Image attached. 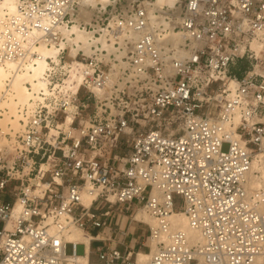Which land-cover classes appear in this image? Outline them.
Masks as SVG:
<instances>
[{
    "label": "built area",
    "instance_id": "1",
    "mask_svg": "<svg viewBox=\"0 0 264 264\" xmlns=\"http://www.w3.org/2000/svg\"><path fill=\"white\" fill-rule=\"evenodd\" d=\"M74 24L88 49L59 29ZM39 40L63 43L60 65L47 58L54 95L19 108L18 130L0 127V264H92V241L95 264H264V185L251 184L264 152V0H16L0 63L36 65ZM71 70L76 94L75 78L56 87ZM140 208L155 222L138 242L148 259L90 233L125 238ZM74 231L88 246L66 239Z\"/></svg>",
    "mask_w": 264,
    "mask_h": 264
},
{
    "label": "bare ground",
    "instance_id": "2",
    "mask_svg": "<svg viewBox=\"0 0 264 264\" xmlns=\"http://www.w3.org/2000/svg\"><path fill=\"white\" fill-rule=\"evenodd\" d=\"M110 0H85L86 6L95 7L98 4L106 5ZM173 0H158L159 4L172 3ZM16 12V0H0V22L10 19ZM84 18L88 19L90 12L82 11ZM59 29L62 31L63 36H65L69 41L77 43L78 40L83 42V45H79L88 49V44L86 42V36L83 31L78 29V26L74 24L70 28L61 25ZM32 37H36L32 35ZM31 42L25 44V46L30 45ZM63 47V43L59 42L58 45L55 44H45L42 40H39L38 44L34 46V49L37 50L43 57L40 60L36 61V65H27L14 61L8 60L4 63H0V92H5V99L1 103V108L3 109V117L0 118V127L3 130H7L9 124L14 130L19 129V114L18 109L24 108L26 106L31 107V100H40L43 98L40 95V92H44L48 95H54L53 92L49 90L48 82L46 78L47 70H51V67L56 68L55 65L49 63L47 58H51L53 64L57 66L60 65L58 59L59 48ZM71 54L76 53V49L72 47L70 49ZM52 65V66H51ZM68 65H72L70 61H66V64L63 65L65 69L68 70ZM75 78V94L78 92V89L81 84V77L79 74L71 70L69 77H64L63 81L56 83V87L61 88L62 91L71 88L73 79ZM28 85L31 87L28 88ZM71 115H67L65 125L71 121ZM263 170L264 174V152L256 153L252 162V171L251 179L253 187H259L264 185V179L257 178L254 176V170L259 169ZM264 178V175L262 176ZM139 211V212H138ZM135 214V218L139 221H143L146 224L155 225L153 219H151L143 208H140ZM171 222L179 229L186 232L191 243L195 244L199 240L198 233L189 228L187 221L184 215L174 212L170 216ZM66 239L72 242H83L88 245L90 240V235L84 234L81 231H74L67 235ZM155 244L152 245L154 248ZM139 258L146 260L149 258L148 253H139ZM81 264L85 263V259L79 258ZM261 262L264 263V259H261Z\"/></svg>",
    "mask_w": 264,
    "mask_h": 264
},
{
    "label": "rangeland",
    "instance_id": "3",
    "mask_svg": "<svg viewBox=\"0 0 264 264\" xmlns=\"http://www.w3.org/2000/svg\"><path fill=\"white\" fill-rule=\"evenodd\" d=\"M224 151L227 150V145L224 146ZM254 176H256L257 178H260V179H264L262 176L264 175L263 174V170H260L257 169V170H254ZM173 202H174V209L177 211L181 208V197L180 196H177V195H174L173 196ZM139 212V211H138ZM143 222V221H142ZM0 228H1V223H0ZM97 232H102V230H92L90 231V233L92 235H95L97 234ZM139 239V240H142L144 241L146 244L148 243L149 239H148V232H147V228L145 226H131V230L128 231V236H127V239H126V245H127V248L129 249H138V245L136 243V240ZM102 245V242H99V241H92L90 247L92 249V255H91V262L92 264H95L98 262V259H97V256L95 254V250L97 247L101 246ZM125 248V246H123L121 249ZM66 253L67 255H70L72 253V248H71V245H68L67 246V249H66ZM84 253V248L82 245H79L78 248H77V254L78 255H83Z\"/></svg>",
    "mask_w": 264,
    "mask_h": 264
},
{
    "label": "crops",
    "instance_id": "4",
    "mask_svg": "<svg viewBox=\"0 0 264 264\" xmlns=\"http://www.w3.org/2000/svg\"><path fill=\"white\" fill-rule=\"evenodd\" d=\"M135 216H136V214H135ZM136 219V218H135ZM137 220V219H136ZM129 222V221H128ZM137 225L138 226H140V225H142V226H145L146 228H147V226H146V224H145V222L144 223H140V222H137V221H133V222H131V225H130V227L128 228V231L129 230H131V226H136L137 227ZM101 234H102V236L103 237H105V238H110L111 239V243H109L112 247H116L118 250H120L121 252H124L125 250H126V248H127V245H126V239H127V236H128V234H127V236L125 237V238H123V236L119 233V232H117V231H114L113 230V228H104L103 230H102V232H101ZM122 241H123V243L124 244H122ZM139 241H142V240H139V239H137L136 240V243H137V245H138V242ZM83 243V242H82ZM87 245V244H86ZM88 246V245H87ZM123 246H125V248H123V249H121ZM129 249V248H128ZM132 251H134V252H136V251H140L141 253H148V247L147 246H145V247H143V248H139V246H138V249H135V250H133V249H131Z\"/></svg>",
    "mask_w": 264,
    "mask_h": 264
}]
</instances>
